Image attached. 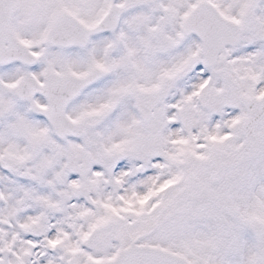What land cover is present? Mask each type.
Masks as SVG:
<instances>
[{"label": "snow or ice", "instance_id": "6c2138e0", "mask_svg": "<svg viewBox=\"0 0 264 264\" xmlns=\"http://www.w3.org/2000/svg\"><path fill=\"white\" fill-rule=\"evenodd\" d=\"M0 264H264V0H0Z\"/></svg>", "mask_w": 264, "mask_h": 264}]
</instances>
